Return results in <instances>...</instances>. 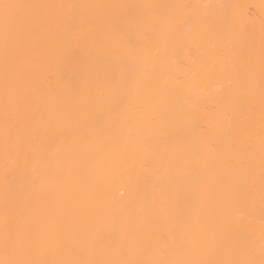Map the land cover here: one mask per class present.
I'll list each match as a JSON object with an SVG mask.
<instances>
[{"label": "bare ground", "instance_id": "obj_1", "mask_svg": "<svg viewBox=\"0 0 264 264\" xmlns=\"http://www.w3.org/2000/svg\"><path fill=\"white\" fill-rule=\"evenodd\" d=\"M0 264H264V0H0Z\"/></svg>", "mask_w": 264, "mask_h": 264}]
</instances>
